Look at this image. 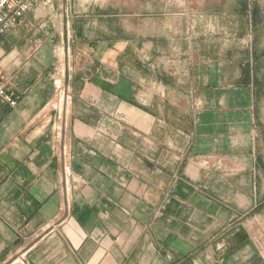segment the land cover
I'll use <instances>...</instances> for the list:
<instances>
[{
    "label": "crops",
    "instance_id": "obj_1",
    "mask_svg": "<svg viewBox=\"0 0 264 264\" xmlns=\"http://www.w3.org/2000/svg\"><path fill=\"white\" fill-rule=\"evenodd\" d=\"M0 71V264H264V0H36Z\"/></svg>",
    "mask_w": 264,
    "mask_h": 264
},
{
    "label": "built area",
    "instance_id": "obj_2",
    "mask_svg": "<svg viewBox=\"0 0 264 264\" xmlns=\"http://www.w3.org/2000/svg\"><path fill=\"white\" fill-rule=\"evenodd\" d=\"M36 2V0H0V32L10 28L12 25L17 23L25 14V12ZM46 3L49 2V0H45ZM50 10L52 11L53 8L51 7ZM64 77H65V69H61L59 71V74L54 79V87H55V97L59 96L61 91L66 92V94L69 96L67 87L64 83ZM0 99H2L4 102L9 104L10 106H14L16 104L15 98L7 92L5 88V84L3 82V76L0 71ZM56 111H58V118L63 121L65 118L62 114V112L57 107H53ZM69 171L67 167L64 166V177L66 181V176L68 175Z\"/></svg>",
    "mask_w": 264,
    "mask_h": 264
},
{
    "label": "bare ground",
    "instance_id": "obj_3",
    "mask_svg": "<svg viewBox=\"0 0 264 264\" xmlns=\"http://www.w3.org/2000/svg\"><path fill=\"white\" fill-rule=\"evenodd\" d=\"M69 96L66 94V92L61 91V93L58 96L57 101H55L52 104V107H57L62 112L64 118L67 113L68 107H69Z\"/></svg>",
    "mask_w": 264,
    "mask_h": 264
},
{
    "label": "rangeland",
    "instance_id": "obj_4",
    "mask_svg": "<svg viewBox=\"0 0 264 264\" xmlns=\"http://www.w3.org/2000/svg\"><path fill=\"white\" fill-rule=\"evenodd\" d=\"M58 97H54V99L52 100V102L49 104L48 108H51L52 107V104L57 101ZM70 101V99L68 100V102Z\"/></svg>",
    "mask_w": 264,
    "mask_h": 264
}]
</instances>
